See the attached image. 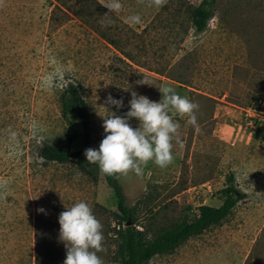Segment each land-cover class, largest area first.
Masks as SVG:
<instances>
[{"label":"rangeland","instance_id":"obj_1","mask_svg":"<svg viewBox=\"0 0 264 264\" xmlns=\"http://www.w3.org/2000/svg\"><path fill=\"white\" fill-rule=\"evenodd\" d=\"M120 2L119 12L104 17L105 0H0V181L7 182L0 264H63L58 217L79 201L103 225L104 264H125L123 242L111 230L115 198L103 177L37 153L42 140L63 137L72 150L82 147L75 113L60 109L67 82L85 102L94 149L104 117L126 113L132 91L158 102V88L169 86L199 104V130L175 117L182 146L173 140L172 164L150 161L139 176L117 175L145 238L179 229L199 205L217 206L228 174L242 194L219 221L147 264H264V130L249 128L239 110L264 99V0H218L200 33L190 13L201 0H166L159 8ZM134 14L142 23L125 22ZM143 77L152 86L136 83ZM109 94L124 107L106 105ZM129 123L138 126L135 118Z\"/></svg>","mask_w":264,"mask_h":264},{"label":"clouds","instance_id":"obj_2","mask_svg":"<svg viewBox=\"0 0 264 264\" xmlns=\"http://www.w3.org/2000/svg\"><path fill=\"white\" fill-rule=\"evenodd\" d=\"M145 3V0H140ZM147 6L163 7L166 0H146ZM108 11L104 17L119 12L122 8L120 0H105L102 4ZM111 19L107 23H111ZM130 25L142 23L139 14L130 15L125 20ZM100 23L105 24L102 18ZM56 75H60L58 72ZM53 78H45L44 83L50 85ZM138 85H149L146 78L137 80ZM162 98L151 101L145 95L131 92L129 110L123 115L110 112L104 117L102 127L104 138L99 148H87L84 156L89 164H97L103 175H127L134 172L137 176L143 172V166L150 161L160 168H166L173 163V140L182 142L178 136L180 124L175 117H187V124L199 130L196 112L199 110L197 102L182 97L169 86L158 88ZM105 104L117 110L124 107L123 98L117 100L110 94ZM135 118L138 126L133 128L129 121ZM13 138L15 134H12ZM7 182L0 181V196H6ZM58 217L59 241L66 248V258L63 264H104L98 255L103 248V225L93 214L92 208L85 201L65 207ZM45 212L43 208L37 210Z\"/></svg>","mask_w":264,"mask_h":264},{"label":"trees","instance_id":"obj_3","mask_svg":"<svg viewBox=\"0 0 264 264\" xmlns=\"http://www.w3.org/2000/svg\"><path fill=\"white\" fill-rule=\"evenodd\" d=\"M217 1L201 0L199 5L191 10L190 23L194 33H200L206 28ZM59 104L62 113L67 111L75 113L82 130V147L72 150L69 137H63L57 143L42 140L38 146V156L45 161L58 163L74 161L80 171L89 173V169H93L95 173H99L103 177L115 198L116 211H111L115 225L111 230L123 242L125 264H147L154 255L172 250L188 236L219 221L241 199V192L232 184V176L228 174L226 186L221 190V201L217 206L199 205L196 217L183 224L179 229L163 236L145 238L143 233L133 225L134 216L130 207L127 206V199L117 182V175L101 174L98 165L89 164L84 156L85 149L93 148L90 137V120L85 102L74 83L67 82L64 85L59 94Z\"/></svg>","mask_w":264,"mask_h":264},{"label":"built area","instance_id":"obj_4","mask_svg":"<svg viewBox=\"0 0 264 264\" xmlns=\"http://www.w3.org/2000/svg\"><path fill=\"white\" fill-rule=\"evenodd\" d=\"M243 120L249 128L264 130V99H256L243 103L239 107Z\"/></svg>","mask_w":264,"mask_h":264}]
</instances>
